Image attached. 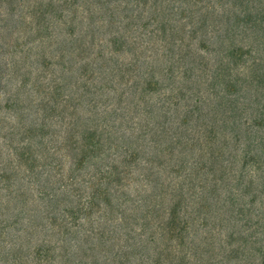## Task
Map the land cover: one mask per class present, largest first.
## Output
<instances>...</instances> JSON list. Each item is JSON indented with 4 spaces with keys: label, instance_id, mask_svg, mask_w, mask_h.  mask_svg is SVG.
Segmentation results:
<instances>
[{
    "label": "trees",
    "instance_id": "1",
    "mask_svg": "<svg viewBox=\"0 0 264 264\" xmlns=\"http://www.w3.org/2000/svg\"><path fill=\"white\" fill-rule=\"evenodd\" d=\"M0 264H264V0H0Z\"/></svg>",
    "mask_w": 264,
    "mask_h": 264
},
{
    "label": "rangeland",
    "instance_id": "2",
    "mask_svg": "<svg viewBox=\"0 0 264 264\" xmlns=\"http://www.w3.org/2000/svg\"><path fill=\"white\" fill-rule=\"evenodd\" d=\"M4 56H6L7 58H10V59L12 58V56H10L9 54L8 55H4Z\"/></svg>",
    "mask_w": 264,
    "mask_h": 264
}]
</instances>
